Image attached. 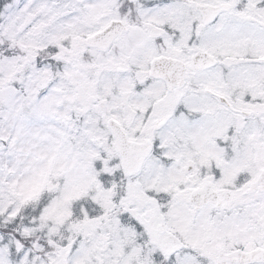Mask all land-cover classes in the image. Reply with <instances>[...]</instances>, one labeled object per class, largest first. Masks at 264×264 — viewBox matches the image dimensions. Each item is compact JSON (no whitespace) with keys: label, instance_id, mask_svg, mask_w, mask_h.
Segmentation results:
<instances>
[{"label":"snow or ice","instance_id":"snow-or-ice-1","mask_svg":"<svg viewBox=\"0 0 264 264\" xmlns=\"http://www.w3.org/2000/svg\"><path fill=\"white\" fill-rule=\"evenodd\" d=\"M0 264H264V0H0Z\"/></svg>","mask_w":264,"mask_h":264}]
</instances>
